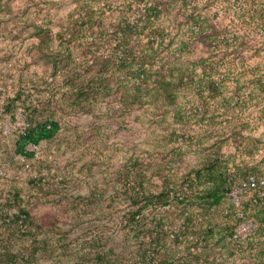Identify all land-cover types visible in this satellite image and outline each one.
<instances>
[{
	"label": "rangeland",
	"instance_id": "1",
	"mask_svg": "<svg viewBox=\"0 0 264 264\" xmlns=\"http://www.w3.org/2000/svg\"><path fill=\"white\" fill-rule=\"evenodd\" d=\"M196 1L205 14L223 26L238 19L245 9H264V0ZM78 5V0H0V209H5V197L13 188L22 190L24 203L34 216L49 219L50 226L46 232L40 231V237L49 234L52 238L51 246L27 264H75L73 256L62 251L61 240L66 236L73 252L99 245L129 251L136 248L143 239L128 231L131 228L124 215L128 207L125 171L132 156L140 159L142 168L148 165L146 182L155 189L174 176L176 187L185 190L182 180L200 169L210 153L264 168V43L261 49L244 53L245 65H239L233 74H224V94L205 100L195 89L183 90L178 102L189 115L183 121L174 118L172 109L166 120L161 116L153 120L142 109L117 111L110 99L87 110H76L59 86L60 76L52 74L50 52L54 50L43 47L41 37L47 38L51 31L55 37L51 44L56 48V33L67 26L68 16ZM257 37L264 42V30ZM193 48V57L208 54L201 41H196ZM81 50L75 48L76 58ZM245 69L247 72L241 75ZM224 72L222 68L219 75ZM36 85L42 88L36 89ZM18 91L24 94L16 101V117L12 118L8 102ZM27 96L29 104L34 98L33 102L40 100L44 108L50 104V110L57 111L62 121L54 139L29 145L36 152L30 159L14 153L15 139L26 126L25 117L29 118L22 101ZM175 203L162 208L168 215L163 216L161 224L172 230L169 238L165 236L168 244L173 234L191 232L181 214L185 208L201 214L204 221L222 222L234 215L226 198L207 208L196 199ZM16 210L12 207L11 212ZM151 222L155 221L147 225ZM2 225L0 217V248L5 237ZM21 237L27 245L29 236ZM185 238L179 246L165 248L167 254L175 248H186ZM18 241H12L15 250ZM0 264L19 263L10 259Z\"/></svg>",
	"mask_w": 264,
	"mask_h": 264
},
{
	"label": "trees",
	"instance_id": "2",
	"mask_svg": "<svg viewBox=\"0 0 264 264\" xmlns=\"http://www.w3.org/2000/svg\"><path fill=\"white\" fill-rule=\"evenodd\" d=\"M78 2L79 8L68 16L67 26L56 33V39H59L56 48L51 44L55 39L51 31L47 38L41 37V42L45 43L43 47L46 45L54 50L50 52L52 74L60 76L59 86L65 89V97L76 110H87L110 99L117 111L132 113L142 109L153 120L157 116L166 120L172 109L174 118L183 121L189 117L178 102L183 90L195 89L205 100L224 94L227 87L224 74H233L239 65H245L244 53L261 49L264 43L257 37V33L264 30V9H245L238 19L223 26L205 14L196 0ZM37 29L42 30L40 26ZM229 31H233V35L228 34ZM196 41L205 44L206 56L193 57ZM76 47L82 48L78 58ZM222 68L226 72L219 75ZM246 72V69L241 70V75ZM216 75L222 78L219 80ZM35 88L42 87L36 85ZM22 94L23 91H18L16 98L8 102L12 118L16 117L14 107ZM28 97L22 101L30 124L25 132L17 135L14 153L30 159L35 157V152L28 145L54 139L62 129V121L57 111L50 110V104L44 108L40 100L33 102L36 98L29 104ZM129 162L125 171L128 207L124 215L131 228L128 231L143 240L132 251L99 245L96 249L84 247L73 252L68 236L63 237L62 251L72 255L75 264H182L186 256L191 255L194 259L200 254L204 256L206 252L190 250L202 243V248L210 250L206 254H214L218 248H234L241 243L232 238L241 218L229 196L230 187L249 174L263 173L264 168L259 169L254 164L249 167L243 161H231L218 153H210L200 169L182 180L185 190L176 187L174 176L168 177L162 188L155 189L146 182L148 165L142 168L143 163L137 156H132ZM10 194L5 197V209H0L5 232L0 263L12 259L27 264L51 246L49 234L40 237V231L46 232L49 228V219L34 216L24 203L22 190L13 188ZM225 198L234 208L233 216L222 222L204 221L199 217L201 214L185 208L181 214L190 234H184L186 230H183L173 234L171 244L165 241V236L169 238L172 230L161 224L165 220L163 216L168 215L166 210L162 211L164 206L196 199L207 204V208L219 205ZM12 207L17 209L16 212H11ZM242 209L258 223V228L240 245L256 248L257 258L264 261V196H260L259 188H251L245 193ZM84 212L88 213V210ZM150 221L155 222L148 226ZM21 235L29 236L27 245L23 244ZM184 237L188 244L183 255L178 257L181 248H175L168 255L165 248L179 246ZM14 238H19L17 250L12 247ZM162 253H165L163 257Z\"/></svg>",
	"mask_w": 264,
	"mask_h": 264
},
{
	"label": "built area",
	"instance_id": "3",
	"mask_svg": "<svg viewBox=\"0 0 264 264\" xmlns=\"http://www.w3.org/2000/svg\"><path fill=\"white\" fill-rule=\"evenodd\" d=\"M24 123L26 126L21 130L20 133L25 132L27 126L30 124L28 118L25 117ZM263 187L264 172L249 174L231 184L229 196L232 202L236 205L238 209L237 213L241 218V221L238 223L232 238L240 241V244L245 242L246 239L250 237L258 228V223L254 219L250 218L242 209L244 195L251 188H259L260 196H264ZM240 244L234 248H218L214 254H206L207 252H210V250L204 249L202 247L191 248L190 250L193 252L201 253L203 251L206 253L204 256L200 254L201 256H199L198 259H194L191 255L190 257L186 256L183 259L185 261L182 264H264L262 259L257 258L256 248H246ZM185 251V248H181L180 252L178 253V257L182 256Z\"/></svg>",
	"mask_w": 264,
	"mask_h": 264
}]
</instances>
